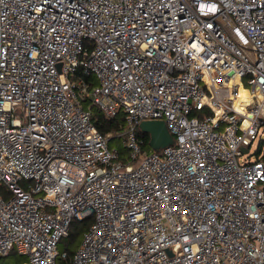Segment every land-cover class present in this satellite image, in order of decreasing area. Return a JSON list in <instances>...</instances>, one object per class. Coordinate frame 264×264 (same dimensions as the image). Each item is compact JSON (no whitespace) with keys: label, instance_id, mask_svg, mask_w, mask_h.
Here are the masks:
<instances>
[{"label":"built area","instance_id":"built-area-1","mask_svg":"<svg viewBox=\"0 0 264 264\" xmlns=\"http://www.w3.org/2000/svg\"><path fill=\"white\" fill-rule=\"evenodd\" d=\"M263 127L264 0H0V258L91 218L69 264H264Z\"/></svg>","mask_w":264,"mask_h":264},{"label":"trees","instance_id":"trees-1","mask_svg":"<svg viewBox=\"0 0 264 264\" xmlns=\"http://www.w3.org/2000/svg\"><path fill=\"white\" fill-rule=\"evenodd\" d=\"M84 107L90 109L92 121L102 135L104 136H108L111 134L121 135L125 132L126 124H125V116L123 115V113L119 114V116L116 117L115 119H110L96 106L90 105L88 102L84 103ZM138 135L143 141L144 151L152 152L153 150L150 146L149 134L144 133L140 129V127H138ZM110 141H112V139H110ZM256 159H261L264 161V155L261 156L260 154H258ZM91 221H92L91 218L84 219L82 221L79 220L73 221L69 236L66 239L62 240L61 242L62 250L67 251L69 253V258L67 260H60L58 264L70 263L74 253L76 252V250L78 249L81 243V241L79 243V240L80 239L82 240L83 234L85 233V231L88 230Z\"/></svg>","mask_w":264,"mask_h":264},{"label":"rangeland","instance_id":"rangeland-1","mask_svg":"<svg viewBox=\"0 0 264 264\" xmlns=\"http://www.w3.org/2000/svg\"><path fill=\"white\" fill-rule=\"evenodd\" d=\"M123 138H124V133L121 135L111 134L110 139H112V141L109 142V146L111 145L110 148H118L123 150L124 149ZM257 153L260 154L261 156L264 155V127L260 131L257 139L254 141L253 146L250 149V155H253L254 158H257L258 155ZM248 155L249 154L245 155V158H247ZM80 241L81 239L79 240V243ZM60 250H62V246H60ZM24 262H27V257L20 255L17 251L11 252L7 257L0 258V264H22Z\"/></svg>","mask_w":264,"mask_h":264},{"label":"water","instance_id":"water-1","mask_svg":"<svg viewBox=\"0 0 264 264\" xmlns=\"http://www.w3.org/2000/svg\"><path fill=\"white\" fill-rule=\"evenodd\" d=\"M139 127L144 133L149 134L150 146L155 152L174 144L173 136L163 120L143 121ZM243 152L246 153L247 150L243 149Z\"/></svg>","mask_w":264,"mask_h":264},{"label":"bare ground","instance_id":"bare-ground-1","mask_svg":"<svg viewBox=\"0 0 264 264\" xmlns=\"http://www.w3.org/2000/svg\"><path fill=\"white\" fill-rule=\"evenodd\" d=\"M241 97L242 98H247L248 97V92L244 89V88H241Z\"/></svg>","mask_w":264,"mask_h":264}]
</instances>
